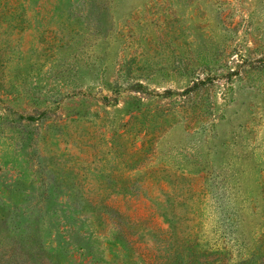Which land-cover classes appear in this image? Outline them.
Listing matches in <instances>:
<instances>
[{
    "label": "rangeland",
    "instance_id": "rangeland-1",
    "mask_svg": "<svg viewBox=\"0 0 264 264\" xmlns=\"http://www.w3.org/2000/svg\"><path fill=\"white\" fill-rule=\"evenodd\" d=\"M0 264H264V0H0Z\"/></svg>",
    "mask_w": 264,
    "mask_h": 264
}]
</instances>
